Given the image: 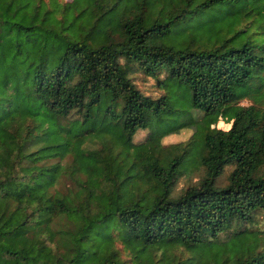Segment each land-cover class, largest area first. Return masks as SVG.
Instances as JSON below:
<instances>
[{
  "label": "trees",
  "instance_id": "trees-1",
  "mask_svg": "<svg viewBox=\"0 0 264 264\" xmlns=\"http://www.w3.org/2000/svg\"><path fill=\"white\" fill-rule=\"evenodd\" d=\"M233 108L229 129L206 124ZM262 217L264 0H0V264H264ZM228 237L251 244L203 261Z\"/></svg>",
  "mask_w": 264,
  "mask_h": 264
},
{
  "label": "rangeland",
  "instance_id": "rangeland-1",
  "mask_svg": "<svg viewBox=\"0 0 264 264\" xmlns=\"http://www.w3.org/2000/svg\"><path fill=\"white\" fill-rule=\"evenodd\" d=\"M198 26H199V24L192 23L191 27L196 29V27H198ZM202 29L203 28L199 29L200 31L196 29V31H197L196 35H198L199 38L201 36L199 33H202ZM198 31H199V33H198ZM216 32H217V29H215L213 31L211 30V31H208L207 33H205V35H208L210 33V35L214 36ZM167 41H168V39H167ZM213 41H215L213 38L204 37L202 39V42L206 43L207 45ZM169 42H171V43L173 42V44L177 47L182 46L186 43V36L181 35V34L174 35V36H172V41L169 39ZM132 76H134L135 82L137 83L138 87L144 93L152 95V96H159V95H162L164 93V89L160 87V85L158 83L159 81L156 80L155 78L149 77L143 72L133 73ZM172 92H173V95H175L177 99L184 102L182 108L189 110L188 103L191 101V97H190L191 91L187 87L183 86L182 84H179L176 87L172 88ZM242 104H249V101L245 100L242 102ZM236 113H237L236 108H233L230 111L221 110L214 117L207 118L205 120V122L211 128L218 127V128H222V129H229L231 127L232 121H233ZM193 116L196 117L197 120L201 121V119L203 117V113H201V112L194 113V111H193L191 114H186L184 119L189 120ZM165 128L167 130H169V126H167ZM194 132H195L194 126H192L190 124V125L182 128L181 130H179V132L174 133V132L170 131L169 134L163 138L162 142L165 145L187 142L191 138V136L193 135ZM148 134H149V130H139L138 133L134 137V141L135 142L144 141L147 138ZM194 141L195 142L192 144L193 157H191L187 161V165L189 167H194V165L197 162L196 161L197 156H200L199 154L201 153L200 151L202 150V144H203L202 132L197 133ZM202 173H203L202 169H194L192 171V173H188V174L183 175L180 178L179 183L177 184V187H176L177 191L181 192L184 189H186L187 187H189V185L195 184L198 181V179L201 177ZM223 181H224V178H223ZM262 218L263 219L261 220V223H263V225H264V217H262ZM109 231L112 232V230H109ZM249 244H251V240H249V239L241 241L240 239H237V238L228 237V238H224L223 240H218V243H216L214 248H212V249L207 248L205 250V252L200 251V253H203V254H199V255L202 256L203 261H205L207 259L209 260V258H212V257H216L218 262L221 263L224 260L223 256H222V255H225L224 251H227L231 255H234V254H237L238 252L239 253L242 251L244 252L247 249ZM116 245L121 250L122 257L124 259H129L130 253L123 246V243L121 242V240H118ZM175 253H176L177 257H181L182 259H185L189 256V253L185 250L178 249V250H176ZM95 260H96V255L89 254L88 257L85 258V260L83 261L82 264H92V263H94Z\"/></svg>",
  "mask_w": 264,
  "mask_h": 264
}]
</instances>
